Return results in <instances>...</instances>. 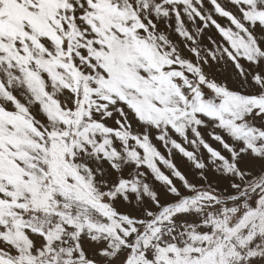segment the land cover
Listing matches in <instances>:
<instances>
[{
	"label": "snow or ice",
	"instance_id": "1",
	"mask_svg": "<svg viewBox=\"0 0 264 264\" xmlns=\"http://www.w3.org/2000/svg\"><path fill=\"white\" fill-rule=\"evenodd\" d=\"M0 264H264V0H0Z\"/></svg>",
	"mask_w": 264,
	"mask_h": 264
},
{
	"label": "rangeland",
	"instance_id": "2",
	"mask_svg": "<svg viewBox=\"0 0 264 264\" xmlns=\"http://www.w3.org/2000/svg\"><path fill=\"white\" fill-rule=\"evenodd\" d=\"M163 151V150H162Z\"/></svg>",
	"mask_w": 264,
	"mask_h": 264
}]
</instances>
